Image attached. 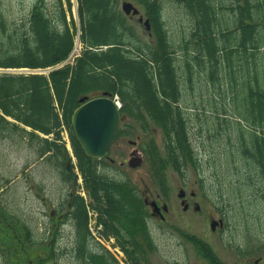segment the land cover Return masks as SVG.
<instances>
[{"label": "trees", "instance_id": "obj_1", "mask_svg": "<svg viewBox=\"0 0 264 264\" xmlns=\"http://www.w3.org/2000/svg\"><path fill=\"white\" fill-rule=\"evenodd\" d=\"M138 1L150 17L153 40L137 33L118 0H78L85 47L74 63L48 72L0 71V139L28 137L40 156L62 160L63 178L70 188L78 184V173L60 141L65 124L89 192L98 196L102 191L105 198L114 200L112 214L135 218L146 230L149 211L131 177L112 159L87 155L72 128L71 115L80 97L108 90L122 101L119 136L137 128L161 130L162 146L150 137L142 147L164 194H168V170L185 174L195 158L190 123L196 114L202 121H216L210 135L226 134L230 156L246 166L248 181L252 177L259 181L254 204L263 205L264 0H178L195 19L191 31L179 30V39L170 36L159 0ZM67 4L71 9V0ZM75 27L68 21L63 0L53 16L45 0H37L27 22L12 30L0 16L4 34L0 66L44 69L55 65L73 49ZM68 198L66 216L84 243L89 235L85 197L70 189ZM23 227L30 231L28 224ZM196 245L210 264H237L221 259L203 241ZM255 247L249 243L246 250ZM56 254L52 249L50 256Z\"/></svg>", "mask_w": 264, "mask_h": 264}, {"label": "rangeland", "instance_id": "obj_2", "mask_svg": "<svg viewBox=\"0 0 264 264\" xmlns=\"http://www.w3.org/2000/svg\"><path fill=\"white\" fill-rule=\"evenodd\" d=\"M36 1L0 0V16H3L8 29L12 30L15 26L27 22ZM123 1L118 0V7L121 10ZM131 1L140 8V13L126 14L128 22L142 37L153 40L149 30L139 19L140 14H143L144 18L147 17L144 4L138 0ZM159 1L162 7L161 18L170 36L179 39L178 32L182 27L186 32L191 31L195 19L186 10L183 2ZM45 2L47 10L53 16L54 10L59 7V0ZM63 3L67 8V18L71 27L76 26V47V43L79 44L82 38L78 0H71V9L68 8L67 0H63ZM3 35L0 29V39H3ZM73 58L74 56L70 55L51 68L59 67L65 62H73ZM21 69L24 68L0 66V71L28 70ZM50 69H45L44 72ZM215 122L202 121L194 114L190 126L195 145V158L189 162L185 174L173 169L168 170L167 195L156 182L146 153L142 163L132 166L128 162L139 142L142 144L146 139L154 137L160 146L163 145L162 132L159 128L152 132L137 128L132 134L122 136L119 146H113L111 150L113 161L131 177L140 191L143 188L147 191L143 193L144 196L161 202L160 207L165 216L162 218L155 215L150 220L155 231L162 235L159 243L164 259L158 260L157 264H172L173 261V264H176V261L177 264H205L206 261L197 258L195 249L189 242H185L180 233L194 231L208 238L212 248L224 261L237 264H245L247 261L249 264H264V204H254L258 199L256 188L259 181L252 177L248 185L244 184L248 181L247 175L250 172L239 158L234 160L230 156L227 149L229 150L231 142L225 139L226 134L223 131L214 136L209 134L215 130ZM66 136L64 131V137ZM130 138L136 139V144H133ZM60 141L69 150L71 161L75 165L74 170L78 173V184L70 188L71 184L68 185L63 178L62 160L49 154L40 156L36 144L28 137L17 135L0 139V264H41L52 249L57 254L53 258L50 256L49 264H78L73 249L75 228L71 219L66 216L70 210L68 192L73 189L85 197L92 229H95L97 213L95 202L102 203L105 194L99 191L96 196L89 192L77 165L72 143L69 146L65 138ZM65 162L71 167L69 158L65 157ZM7 179L10 181L7 182ZM181 188L186 190L184 196L179 195ZM185 196L191 200L189 207L185 205ZM164 204L167 205V209L164 208ZM212 213L216 218L221 216V213L225 214L229 226L222 232L211 228ZM24 223L33 229L37 237H43V234L47 235V239L51 237V248L30 246L25 239ZM249 243L253 247L256 246L249 254L240 252L236 247L237 244L241 245L245 251L244 248L247 249ZM255 259L260 261L255 263Z\"/></svg>", "mask_w": 264, "mask_h": 264}, {"label": "flooded vegetation", "instance_id": "obj_3", "mask_svg": "<svg viewBox=\"0 0 264 264\" xmlns=\"http://www.w3.org/2000/svg\"><path fill=\"white\" fill-rule=\"evenodd\" d=\"M124 115L121 116L120 127L123 125ZM119 131L115 141L111 146V150L113 146H119V141L122 139V135L119 136ZM130 141L133 144H136V139H131ZM137 149L134 151H139L135 156L142 154L144 157L145 150L142 147V144H138ZM110 155L107 156L109 159H112ZM122 163V162H121ZM124 163V162H123ZM141 194L143 195L144 202L149 211V219L146 220V230L140 228V224H138L137 219L127 220L126 216L112 214L113 211V201L112 199L104 198L102 204L98 205L95 202V206L97 208L96 219L94 228L92 229L90 222L88 221L89 226V235L87 240L82 243L80 240L82 237L78 236V233L75 235L74 240V248L78 252L77 263L78 264H157L156 262L160 259H164V255L160 250V237L162 235L157 233L153 225L151 224V219L155 215H159L160 217H164L165 215L162 213V207L156 213L152 212L153 206L150 201L155 198H151L148 196H144L143 193L147 191L141 190ZM194 194V192H193ZM146 198L148 202H146ZM156 200V199H155ZM159 206L161 202L158 201ZM185 205L190 206L191 200L185 196ZM197 207L200 206L197 203ZM220 207V206H219ZM221 209V207H220ZM213 219V221H212ZM211 228L213 230L219 229V231H223L224 228L229 226V222L225 216V214L221 213V216L216 218L214 214H211ZM183 236L185 242H189L193 249H195V253L197 258H201L206 261L205 264H210L204 253L198 249L197 242L201 243L202 241L205 244L211 245V242L208 238L197 232H180ZM57 238V237H56ZM25 239L30 244V246H43L51 248L52 238L47 239V235L43 234V237H37L33 229L30 227V231L25 230ZM184 242V243H185ZM56 243V240L54 244ZM237 249L240 252H247L246 248L243 251V248L236 245ZM252 251V250H249ZM249 251L246 254H249ZM50 250L48 255L45 257L44 261L41 264H46L50 262ZM255 259V263H258ZM172 262V261H171ZM174 262V261H173ZM172 262V264H173ZM204 262V261H203ZM177 264V261H176ZM245 264H249V261L245 262Z\"/></svg>", "mask_w": 264, "mask_h": 264}, {"label": "water", "instance_id": "obj_4", "mask_svg": "<svg viewBox=\"0 0 264 264\" xmlns=\"http://www.w3.org/2000/svg\"><path fill=\"white\" fill-rule=\"evenodd\" d=\"M122 9L126 14L140 13V8L131 0H124ZM139 19L144 23L146 29H151L149 17L144 18L143 14H140ZM79 100L80 104L71 115V124L75 136L87 155L95 158L109 155L111 146L117 137L121 120V109L112 92L105 90L97 95L85 94ZM135 150L132 151V156L128 160L132 166L142 163L144 158L142 154L135 156L136 153H139V151L134 152ZM185 192L186 190L181 188L179 195L184 196ZM146 202H148L147 198ZM150 203L153 206V213L160 210L155 199ZM164 208L167 209L166 204H164Z\"/></svg>", "mask_w": 264, "mask_h": 264}, {"label": "built area", "instance_id": "obj_5", "mask_svg": "<svg viewBox=\"0 0 264 264\" xmlns=\"http://www.w3.org/2000/svg\"><path fill=\"white\" fill-rule=\"evenodd\" d=\"M75 47V46H74ZM82 47H83V42L82 41H79V44H77L76 43V47L75 48H73V50H72V52L70 53V55L71 56H74V58L77 56V55H79L80 54V51H81V49H82ZM69 55V56H70ZM73 58V59H74ZM61 65V64H60ZM119 103H120V101L119 100H117ZM63 126V129H62V133H63V137H64V131H66V137H64L65 139H67L68 141H69V135H68V131H67V128H66V126L63 124L62 125Z\"/></svg>", "mask_w": 264, "mask_h": 264}]
</instances>
